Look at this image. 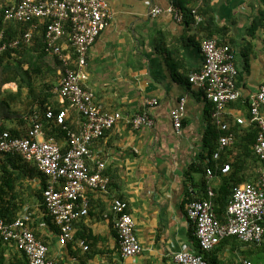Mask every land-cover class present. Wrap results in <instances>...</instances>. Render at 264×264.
Masks as SVG:
<instances>
[{
  "label": "crops",
  "instance_id": "crops-1",
  "mask_svg": "<svg viewBox=\"0 0 264 264\" xmlns=\"http://www.w3.org/2000/svg\"><path fill=\"white\" fill-rule=\"evenodd\" d=\"M19 1L0 0V10ZM107 1L113 17L90 50L86 87L107 111L120 112L123 116L139 115L145 110L146 99H157L158 106L153 111L155 126L151 130H134L121 122L93 145L94 160H89L88 165L94 170L96 160L106 164L110 192L108 195L88 193L89 217L75 225L74 244L61 247L52 236L55 226L44 220L46 213L40 207L44 178L33 164L15 160L14 166L9 165L13 172L25 175L23 187L12 204L30 208L36 214L32 228L48 245L51 257L61 264H177L174 256L185 247L192 252L199 251L195 228L187 217L189 204L205 199L211 188L215 192L216 212L222 216L227 206L226 189L233 187L230 177L235 174L242 184L253 182L258 175L256 162L249 157L254 156L250 142L252 137H257V132L252 126L238 125L236 120L249 119V101L264 84V22L262 27L250 32L253 22L264 14V3L262 0H208L211 25L202 26L204 21L196 24L191 14L196 7L200 14L203 3L199 1H184L183 23L167 12L155 19L149 17L153 7L167 10L177 0ZM9 26L14 29L24 25H3L5 35ZM36 33V37L42 36ZM210 36L232 54L241 93L240 99L225 110L236 142L221 154L218 162L220 167L230 164L232 170L228 175L218 172L212 179L208 178L207 169L217 167L213 155L220 132L211 121L213 105L202 90L189 82L190 76L202 69L201 44ZM56 60L46 56L43 63H36L40 74L32 72L27 83L18 78V82L3 86V97L10 101L6 105L0 102L4 129L22 137L35 112L45 115L46 107L56 111L62 108L54 79L60 73V69L53 68ZM28 70L29 65L25 64L24 71ZM6 86L10 87L9 92ZM182 99L186 100V111L182 128L177 132L171 114ZM43 122L48 136L67 150L65 133L45 118ZM81 122L82 118L69 113L67 125L77 130ZM237 161L242 166L238 174L234 167ZM3 162L6 161L0 160V173ZM112 198L128 202L129 213L137 223L136 234L143 252L133 259H123L120 255L110 208ZM80 240L87 241L88 252L79 247ZM240 250L226 241L206 258L212 264H235ZM16 253L11 249L12 256Z\"/></svg>",
  "mask_w": 264,
  "mask_h": 264
},
{
  "label": "built area",
  "instance_id": "built-area-1",
  "mask_svg": "<svg viewBox=\"0 0 264 264\" xmlns=\"http://www.w3.org/2000/svg\"><path fill=\"white\" fill-rule=\"evenodd\" d=\"M199 3L202 4V2ZM172 14L178 23H183L184 15L175 6L167 10L153 7L149 17L155 19L162 13ZM196 24L201 22L198 7L192 10ZM113 17L107 0H20L8 7L0 19V26L7 23L30 25L21 40L0 45V58L8 48L17 49L21 42L33 44L37 30H44V50L57 58L62 66L59 73V96L62 102L84 116L79 133L68 132V149L44 132L41 115L35 113L32 126L22 138L14 137L9 131H2L0 122V154L21 156L24 161L36 166L49 178L44 190V205L54 223L62 228L60 243L65 245L72 239V223L89 214V191L108 193L110 179L105 175L106 165L96 160V168L91 170L89 160H94L91 146L94 141L105 137L108 131L125 122L134 130L155 126L153 111L158 106L157 99H146L145 110L134 116H123L120 112H108L98 103L95 94L85 86L89 76L86 72L88 56L97 40L106 30ZM1 39L5 38L2 31ZM68 41L66 45L65 41ZM202 69L190 76L189 82L205 93L206 100L213 105L212 120L221 135L218 148L213 155L216 169L209 167L207 176L212 179L218 172L230 174L232 167L218 164L221 154L230 149L236 135L226 120L225 110L238 101L241 93L237 88L238 69L234 58L226 46L215 39H206L201 44ZM186 111V100L182 99L172 111L175 130L180 132ZM47 119H54L49 110ZM67 111L61 112L55 120L62 125ZM238 125L256 126L258 134L254 154L260 165L258 176L253 182L233 188L232 199L227 206L223 220L219 219L214 207V191L209 188L208 199L193 201L188 207V219L195 227V236L201 250L211 252L225 239L236 237L245 243L264 242V84L249 101V119L239 118ZM219 170V171H218ZM63 184L62 187L59 185ZM111 209L115 218L120 254L125 259H133L143 252L136 234L137 224L128 212V205L114 199ZM30 214H24L14 222L0 220V237L5 243L15 246L28 259L29 264H57L49 257V248L37 237L28 225ZM85 251L89 248L81 244ZM177 264H209L203 256L187 247L175 256ZM245 264H252L245 262Z\"/></svg>",
  "mask_w": 264,
  "mask_h": 264
},
{
  "label": "trees",
  "instance_id": "trees-1",
  "mask_svg": "<svg viewBox=\"0 0 264 264\" xmlns=\"http://www.w3.org/2000/svg\"><path fill=\"white\" fill-rule=\"evenodd\" d=\"M184 1H186L185 3H187L190 0H177L176 1L175 6L181 11V13H183L181 6H182V4H184ZM194 1L198 2L199 0H194ZM200 2H202L203 4H202L201 10H200V14L198 12V15L201 17V19H202L201 21H204L202 23V26L211 25L209 1L208 0H200ZM262 2L264 3V0H262ZM9 6L10 5H7L5 7H1L0 18H2L5 15V12ZM191 14H192V11H191ZM202 17L204 18V20ZM263 22H264V14L261 15L260 19L258 18L253 22V25L250 29V32L253 33L255 30L262 27ZM14 24H16V23H14ZM29 26L30 25L26 24L23 26V28L16 26L17 28H14V29H11V26H9L6 30V35H5V38L2 40V42L4 41V43L9 45L10 42L21 38L26 33V31L29 29ZM3 29H4L3 25L0 26V33ZM37 32L42 33V36L40 38L36 37L35 35H37V33L35 32L32 45H27V44H24L23 42H21L17 49H12L9 47L8 50L6 51V53H4L3 57L0 58V102L4 103L5 105L7 104L6 103L7 101L3 97V86L5 84L10 83V82H14V81L18 82V78L22 79L23 83H25V82L27 83L32 77V72L35 73L36 75L41 73V69L37 70L38 65H36V63L37 64L39 62L43 63L44 58L47 55L44 51V30L42 28V29L37 30ZM207 39H211V36ZM13 55H15V56H13ZM25 64L29 65L28 72L24 71ZM53 68H54V70L61 69V64H60L58 59L53 63ZM52 72H53V70H52ZM45 79L46 78H44V80ZM50 82L48 84H46V86L49 87ZM20 85H21V83H20ZM0 121H1V119H0ZM211 121H212L214 128L218 130V128H217L215 122L212 120V118H211ZM31 126H32V121H31L30 127ZM43 130H44V132H46L45 126H44ZM255 130L257 132V129H255ZM215 132H216V130H215ZM46 133H48L47 137H49L48 136L49 132L47 131ZM215 135H216V133H215ZM254 135H256V134H254ZM14 136L19 137L16 135H14ZM255 141H256V138L254 136V137H252V141L250 143L254 144ZM253 155L254 156H249V157L253 158V160L256 162L257 168L259 169L260 166L258 164V160L256 159L254 153H253ZM0 160L6 161V162H3V164H5V165H4V167H2L3 171L0 173V219L6 220L8 223H10L16 219L18 213L22 209H23V211L25 209V207L22 205L16 206L15 202H14V205L12 204V202H13L12 200L17 198V194L19 193V191L23 187V184L21 182L23 181V178L25 177V175L13 172L9 168V165L11 166L13 164V166H14L15 160L23 162L26 165H29V164H27L22 159V157L14 155V154L2 155V158ZM236 163L237 164H235L234 167H236V173L238 174L239 172H241L242 166L239 165L238 161ZM36 171L43 176V178H44L43 184L45 183L43 188H45L47 185V182H48V178L45 175H43L41 172H39V170L37 168H36ZM236 179H237V176L235 174L230 177V180H231L233 187L237 186L238 184H241V182L239 180H236ZM230 190H231V195L229 194ZM226 191H227V193H225L226 197H224V200H225L226 205H228V203H229L228 201L230 200V198L232 196V189L227 188ZM41 202H42V204L40 205V207L43 210H45V213H46V207L43 204V202H44L43 192H42V201ZM30 212L32 213V218L35 221L36 214L31 209H30ZM44 220L47 221L48 223H51V218L47 215L44 217ZM36 236L38 239H41L38 234H36ZM6 250H7L6 243L0 238V264H28L27 260L22 255L10 256L8 258V256L6 255Z\"/></svg>",
  "mask_w": 264,
  "mask_h": 264
},
{
  "label": "clouds",
  "instance_id": "clouds-1",
  "mask_svg": "<svg viewBox=\"0 0 264 264\" xmlns=\"http://www.w3.org/2000/svg\"><path fill=\"white\" fill-rule=\"evenodd\" d=\"M1 19V18H0ZM2 26V25H1ZM3 31V30H2ZM1 31V32H2ZM1 34V33H0ZM5 34V33H4ZM23 37V36H22ZM21 37V38H22ZM21 38H19V39H17V40H21ZM2 40L3 39H1V37H0V45H2L3 43H4V41L2 42ZM206 40V39H205ZM45 51V50H44ZM6 53V52H5ZM46 53V52H45ZM46 55L47 56H50V55H48L47 53H46ZM13 56H15V55H13ZM3 57V56H2ZM1 57V58H2ZM50 57H53V56H50ZM53 58H55V57H53ZM57 59V58H56ZM60 62V61H59ZM61 64V63H60ZM87 64H88V62H87ZM61 69H62V66H61ZM61 69H60V71H61ZM88 74V73H87ZM59 80H60V75L58 76V80H57V93H58V96H59V89H60V85H59ZM87 82V81H86ZM85 86H86V83H85ZM88 89V88H87ZM89 90V89H88ZM59 99H61L60 98V96H59ZM98 103H100V102H98ZM61 104H62V108L60 109V110H54L52 107H46V110H45V115H41L40 113V115H41V122H43V119L45 118L46 120H48L49 122H51V124L52 125H54L55 127H58V128H60L61 130H63L64 131V133H65V138H66V140L68 139V137H67V134H68V132H70V131H72V132H75V133H79L80 131H81V129H82V125H83V121H84V116L82 115V114H80V113H78L75 109H73V108H71L70 107V104H69V102H62L61 101ZM101 104V103H100ZM102 105V104H101ZM103 106V105H102ZM104 107V106H103ZM105 109V108H104ZM49 110H51L53 113H54V115H55V118L54 119H52V120H50V119H47V117H46V113L49 111ZM106 110V109H105ZM64 111H67V117H66V119H65V122H64V124H62V125H60L58 122H57V120H55L56 118H57V116L61 113V112H64ZM107 111V110H106ZM74 113L75 115H77V116H79L80 118H82V122H81V125H80V127L78 126V129L76 130V129H74V128H72V126L71 125H67V123H68V118H69V113ZM108 112H110V111H108ZM35 113H38V112H35ZM34 113V114H35ZM213 113V112H212ZM34 114H33V116H34ZM33 116H32V118H33ZM211 118H212V114H211ZM32 121V120H31ZM0 122H2V121H0ZM229 123V122H228ZM230 124V127H231V123H229ZM2 125H3V123H2ZM43 125L45 126V123L43 122ZM249 126H252V125H249ZM252 127H254L255 129H257L256 128V126H252ZM2 131H9V130H6V129H4V126H2ZM232 129V128H231ZM112 131V130H111ZM219 131V130H218ZM233 131V130H232ZM10 132V131H9ZM108 132H110V131H108ZM107 132V133H108ZM220 132V131H219ZM234 132V131H233ZM11 133V132H10ZM46 133V132H45ZM106 133V134H107ZM235 133V132H234ZM12 134V133H11ZM47 134V133H46ZM257 134H258V131H257ZM13 135V134H12ZM220 135H221V133H220ZM236 135V134H235ZM14 136V135H13ZM25 136V135H24ZM24 136H22V137H24ZM106 136V135H105ZM15 137V136H14ZM22 137H17V138H22ZM49 137H51V136H49ZM220 137V136H219ZM52 138H54V137H52ZM105 138V137H104ZM55 139V138H54ZM103 139V138H102ZM102 139H100V140H102ZM56 140V139H55ZM57 141V140H56ZM99 140H97V141H94V143L92 144V146H91V151H92V147H93V145L96 143V142H98ZM256 141H257V137H256ZM256 141H255V143H256ZM68 142V141H67ZM236 142V141H235ZM255 143L253 144V148H254V145H255ZM68 144V143H67ZM64 150V149H63ZM253 153H254V150H253ZM5 154H8V153H4V154H0V156H2V155H5ZM17 155V154H16ZM17 156H19V155H17ZM21 157V156H20ZM23 159V158H22ZM24 160V159H23ZM92 161V160H91ZM26 162V161H25ZM27 164H30V163H28V162H26ZM88 163V162H87ZM259 164V163H258ZM106 165V164H105ZM89 166V165H88ZM260 166V165H259ZM37 168V167H36ZM38 169V168H37ZM91 169V168H90ZM39 170V169H38ZM92 170V169H91ZM106 170V169H105ZM40 172V171H39ZM44 175V174H43ZM106 175V174H105ZM107 176V175H106ZM47 177V176H46ZM48 178V177H47ZM109 178V177H108ZM257 178V177H256ZM110 179V178H109ZM48 181H49V178H48ZM48 183V182H47ZM246 183H248V182H246ZM242 184H244V183H242ZM238 185H241V184H238ZM237 185V186H238ZM47 186V185H46ZM235 187V186H234ZM233 187V188H234ZM46 188V187H45ZM45 188L43 189V200H44V190H45ZM233 188H232V195H233ZM89 192H95V193H98V194H102V195H108L109 194V192H110V186H109V191H108V193H100V192H97V191H89ZM88 192V193H89ZM215 193V192H214ZM87 197H88V194H87ZM209 197H208V192H207V197L205 198V199H200V200H207ZM114 199H120V198H112V200H111V204H112V201L114 200ZM215 199V198H214ZM231 199H232V196H231V198H230V200H229V203H230V201H231ZM89 200V199H88ZM120 200H122V199H120ZM122 201H124V202H126L125 200H122ZM194 201H198V200H194ZM214 201V200H213ZM127 203V205H128V212H129V204H128V202H126ZM229 203H228V205H229ZM43 204H44V202H43ZM190 205V204H189ZM227 205V206H228ZM189 207V206H188ZM215 207V206H214ZM110 208H111V205H110ZM226 209H227V207H226ZM89 210H90V204H89ZM188 210V209H187ZM111 211H112V209H111ZM215 211H216V208H215ZM112 213H113V211H112ZM24 214H30L31 215V220L29 221V223H28V225L30 226V228H31V230L34 232V234L36 233L35 232V230L32 228V226H33V224H34V220H33V218H32V213L30 212V208H25L24 209V211H22L17 217H16V219L17 218H19V217H21L22 215H24ZM130 214V213H129ZM216 214H217V216L219 217V219H221V220H223L224 219V217H225V214H226V210H225V212H224V214L222 215V216H219L218 215V213L216 212ZM46 215L47 216H49L50 218H51V223H49V224H51V225H54L55 226V230H53V232H52V236L55 238V239H57V242H58V244L61 246V247H65L68 243H75L76 241H75V230H74V227H75V225L79 222V221H81L82 219H84V218H88L89 217V214H88V216L87 217H83V218H81V219H78L77 221H75V222H73L72 223V226H71V234H72V239L71 240H69L65 245H62L61 243H60V235L62 234V228L60 227V226H57L55 223H54V219L47 213V211H46ZM131 215V214H130ZM114 216V215H113ZM187 217H188V212H187ZM15 219V220H16ZM115 219V218H114ZM0 220H3V219H0ZM14 220V221H15ZM3 221H5V222H7L6 220H3ZM13 221V222H14ZM188 221H189V219H188ZM190 222V221H189ZM10 223H12V222H10ZM191 223V222H190ZM43 224H45V222H43ZM137 224V223H136ZM193 225V224H192ZM194 226V225H193ZM195 228V227H194ZM35 236H36V234H35ZM37 237V236H36ZM196 237V236H195ZM1 238V237H0ZM117 238H118V236H117ZM2 239V238H1ZM38 239V238H37ZM230 239H236V240H238L239 242H241V243H243L244 245H254V246H262L263 244H264V242L262 243V244H254V243H245V242H242L241 240H239L238 238H236V237H230V238H227V239H225L221 244L223 245V243L224 242H226L227 240H230ZM3 240V239H2ZM40 241H42V239H39ZM196 241H197V245H198V248H199V251L198 252H195V253H197L198 255H201V256H203L204 257V259L209 263V264H212L207 258H206V255H208V254H210V253H212L215 249H217L218 247H216V248H214L211 252H204L203 250H201V248H200V246H199V242H198V240H197V238H196ZM47 247H48V245L44 242V241H42ZM82 242H84L85 243V245L86 246H88L87 245V241H85V240H80L79 242H78V245H79V247L84 251V252H88L89 251V249H90V247L88 246V250L87 251H85L84 250V248H83V246L81 245L82 244ZM119 244V243H118ZM74 246V245H73ZM6 248H7V250H6V255L8 256V258L10 257V256H12V254H10V251H11V249H15L16 251H17V253L14 255V256H18V255H22L26 260H27V262H28V259L26 258V256L21 252V251H19L15 246H11V245H8L7 243H6ZM49 248V247H48ZM74 248H77V246H74ZM119 252H120V249H119ZM245 252V250L244 249H241L240 250V252H239V254L240 253H244ZM121 255V254H120ZM49 257H50V259L51 260H53L54 262H56L57 264H61V262L58 260V259H54V258H52L51 257V255H50V249H49ZM122 257V256H121ZM237 257H238V255H237ZM123 258V257H122ZM123 259H125V258H123ZM174 260H175V257H174ZM251 262L252 264H253V262L249 259V258H245V259H243L242 261H240L239 262V264H245V262ZM176 262V261H175ZM235 263V262H234ZM28 264H29V262H28ZM236 264V263H235Z\"/></svg>",
  "mask_w": 264,
  "mask_h": 264
},
{
  "label": "rangeland",
  "instance_id": "rangeland-1",
  "mask_svg": "<svg viewBox=\"0 0 264 264\" xmlns=\"http://www.w3.org/2000/svg\"><path fill=\"white\" fill-rule=\"evenodd\" d=\"M54 79L55 83H57L58 77L56 76ZM9 88L10 87L8 86L5 87L6 92H9ZM9 103L10 101H7V104ZM227 242L230 243V245H233L235 248H241L245 250L244 253H240L238 257L234 260L236 264H239V262L245 258H249L253 262V264H264V244L262 246L244 245L243 243L235 239H230Z\"/></svg>",
  "mask_w": 264,
  "mask_h": 264
}]
</instances>
